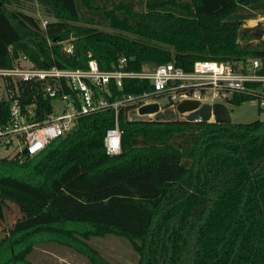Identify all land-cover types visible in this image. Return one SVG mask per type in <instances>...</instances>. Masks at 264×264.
Returning a JSON list of instances; mask_svg holds the SVG:
<instances>
[{
    "label": "trees",
    "instance_id": "1",
    "mask_svg": "<svg viewBox=\"0 0 264 264\" xmlns=\"http://www.w3.org/2000/svg\"><path fill=\"white\" fill-rule=\"evenodd\" d=\"M19 1L0 0V67L26 57L35 67L85 68L91 53L102 70L121 56L127 71L168 61L188 70L196 59L255 57L264 73V39L249 42L256 31L240 29L244 19L264 14V0H31L51 17L44 26ZM63 41L71 42V52ZM43 84L17 82L21 103L35 100L47 110ZM108 87L106 97L114 100L151 85L123 78L121 86L110 81ZM8 110L9 100L0 99V123ZM128 114V107L117 113L115 154L103 146L115 121L107 109L81 116L71 132L36 154L0 156V222L7 202L46 215L0 230V264H33L29 255L38 244L66 247L89 264H123L90 240L111 234L128 239L135 264H264V120ZM79 179L82 189L104 181L123 193L100 214L77 212L62 195Z\"/></svg>",
    "mask_w": 264,
    "mask_h": 264
},
{
    "label": "built area",
    "instance_id": "2",
    "mask_svg": "<svg viewBox=\"0 0 264 264\" xmlns=\"http://www.w3.org/2000/svg\"><path fill=\"white\" fill-rule=\"evenodd\" d=\"M260 15L264 19V14ZM244 20L247 22L250 19ZM45 23L46 19L42 20L43 26ZM62 44L65 52L72 51L71 42L63 41ZM88 56L85 68L35 67L26 57L12 67H0V87L5 90L0 99L9 100V118L6 123H0V150H6L3 156L20 158L22 153L36 154L56 138L71 132L81 116L107 109L113 110L115 116L114 126L106 129L103 137L107 154L120 150L121 130L117 124V113L124 107L129 108V113L139 115L140 119L167 114L168 108L172 111L171 115L167 114L171 118L187 119L186 115L191 110L180 112L177 105L191 100L198 103L192 110L205 103L211 106L207 122H216L212 113L214 103L226 105L232 103V98L236 96H246L255 101L258 108L264 109V73L258 71L260 63L255 57L235 63L196 59L188 70L168 61L151 67L143 66L138 71H127L123 56L110 70L100 69L91 53ZM123 78L146 79L151 88L108 100L106 96L111 95L110 81L121 86ZM22 81L44 83L43 92L50 98L47 110L35 100L29 104L21 103L16 84ZM11 83L14 88L8 86ZM161 98H167V103L162 105ZM154 102L158 104L156 112L138 113L141 105ZM202 120L198 116L192 121Z\"/></svg>",
    "mask_w": 264,
    "mask_h": 264
},
{
    "label": "rangeland",
    "instance_id": "3",
    "mask_svg": "<svg viewBox=\"0 0 264 264\" xmlns=\"http://www.w3.org/2000/svg\"><path fill=\"white\" fill-rule=\"evenodd\" d=\"M17 4L19 8L32 14L40 19L51 18L46 16L42 11L41 6L36 1L20 0ZM262 15L257 14L252 18L242 21L240 29H250L251 32L256 31L258 36L251 39V42L260 41L264 39V19ZM245 25V26H244ZM238 41H242L241 38ZM145 67H151L152 65H144ZM5 95V90L0 87V96ZM162 105L167 103V98H161ZM231 122H251L255 119L264 120V109H259L257 104L253 100H245L239 105L233 103H226ZM167 114L171 115V109H167ZM166 116V112L164 113ZM129 117L134 119H140L139 115L130 112ZM167 115V116H169ZM171 117V116H169ZM6 150H0V156L5 155ZM86 189H82L80 179L75 181L67 190L63 193L62 198L64 204L68 207L73 206L77 212H91L92 214H100L105 211L106 208L112 205L113 201L123 193L121 189H113L110 186H105L104 181L97 185L86 186ZM79 194L84 195L80 197ZM5 218L0 222V230H8L9 228H19L27 224H31L36 221L43 220L46 215H34L31 211H27L25 208L11 202L5 204ZM1 235V234H0ZM94 243L100 252L113 261H117L123 264H135L137 256L134 253L130 242L127 238L117 235H106L104 237H92L90 239ZM45 244L36 245L31 251L29 258L33 261V264H89L85 261L84 257H81L66 247L55 246L52 251L45 249ZM47 246V245H46Z\"/></svg>",
    "mask_w": 264,
    "mask_h": 264
},
{
    "label": "water",
    "instance_id": "4",
    "mask_svg": "<svg viewBox=\"0 0 264 264\" xmlns=\"http://www.w3.org/2000/svg\"><path fill=\"white\" fill-rule=\"evenodd\" d=\"M198 103L196 101H191V100H184L177 105V109L180 112L183 111H190L187 115L186 118L187 120H193L200 116L203 120H206L211 113V106L207 103L203 104L199 108L192 110L196 108ZM158 110V104L156 102L154 103H149V104H144L141 105L138 108V113L139 114H146V113H152L156 112ZM212 113L214 116V120L218 123H225V122H230V115L228 112V109L225 104L216 102L212 105Z\"/></svg>",
    "mask_w": 264,
    "mask_h": 264
},
{
    "label": "flooded vegetation",
    "instance_id": "5",
    "mask_svg": "<svg viewBox=\"0 0 264 264\" xmlns=\"http://www.w3.org/2000/svg\"><path fill=\"white\" fill-rule=\"evenodd\" d=\"M259 35V34H258Z\"/></svg>",
    "mask_w": 264,
    "mask_h": 264
}]
</instances>
